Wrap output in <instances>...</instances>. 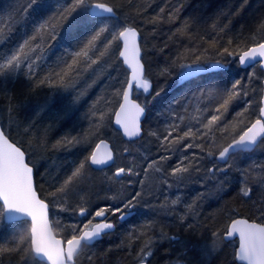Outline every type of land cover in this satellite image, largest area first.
Returning a JSON list of instances; mask_svg holds the SVG:
<instances>
[{"label": "snow or ice", "instance_id": "obj_1", "mask_svg": "<svg viewBox=\"0 0 264 264\" xmlns=\"http://www.w3.org/2000/svg\"><path fill=\"white\" fill-rule=\"evenodd\" d=\"M182 7L183 4L169 13V19H173L174 13H178ZM160 12L163 13L164 9L161 8ZM162 19L163 16L155 17L152 22ZM196 23H199V20L192 18L191 24ZM189 26V21L186 20L185 28ZM212 28L213 30L218 28L219 33H223L227 25L220 26L214 21ZM17 30H20V35L13 48L8 50L0 48V90H14L18 73L26 68L27 71L23 74L30 83L24 94L25 99L30 101L42 86L49 88L51 91L45 94L42 100H37V108L50 114L53 126L72 123L79 110L77 106L84 96V92L77 89L78 78L82 72L93 69V66L102 61L107 63L106 57L109 56H116L117 60L130 70L122 86L115 89L114 95L119 97L120 102L118 108L112 112L115 124L122 128L125 136L129 138L139 136L140 118L144 116L148 105L163 102L162 94H165V87L155 89L146 75L141 56L139 30L132 24L119 22L117 7L113 0H26L19 8L9 11L6 18L0 11V45L11 40ZM257 31L264 33V22L259 25ZM180 32L181 29H177V33ZM211 47L216 49V56L220 58H206L205 53L208 49H204L203 52L188 49L194 58L189 63L179 64L174 84L179 87L191 85L188 91L197 101L207 99L211 103L219 99L220 102L208 108L209 115L204 120H197L198 127L194 129L183 126L181 122L185 117L171 111L173 104L180 105V101L174 99L169 105L173 122L168 124L164 134L156 131L149 133L160 142V149L165 154L149 160L143 168V175L147 176L149 170L154 169L161 174L162 183L168 187L173 183L182 184L193 172L199 173L203 153L223 165L221 167L218 163H213L212 167L206 170L210 179L213 177L217 179L223 191L228 183V170L232 167L229 163L230 157L237 152L254 151L264 143V95L260 98L256 118L247 124L241 121L243 126L238 132L235 126L229 131V125L226 123L230 106L234 101L249 95L252 80H258L260 89L264 92V35L259 39L253 35L243 46L229 38L226 46L217 47V41L213 39ZM57 51L61 54L56 56L50 70L43 76H38L37 69L40 63L42 61L46 63L47 58L55 55ZM227 57H233L242 67L259 64L261 75L253 71L249 73L247 81L243 77L234 78ZM118 67L119 65H116V68ZM170 74L167 69L161 72V75ZM205 76L209 78L202 80ZM134 87L148 94L144 103H137L131 99ZM245 103L251 106V101ZM246 111L247 107L243 112L237 113V117ZM89 113L95 117L93 127L99 132L106 113L97 112L95 102L90 106ZM217 132L221 133L227 143L226 146L214 151L212 144ZM86 143L87 137L68 132L55 146L70 149ZM101 145L107 149V145L101 141L82 159L73 161L70 171L49 193L53 199L58 196L67 198L70 193L84 192L92 166H98L99 170V166H108L109 162L115 163L111 151L100 153ZM176 145L182 146L184 154L174 167L165 170L162 164L171 158L173 147ZM191 149H199V153L193 151L189 158L188 152ZM124 151L128 152V149ZM257 168L264 173V165H257ZM34 169L35 165L28 159L26 150L0 128V231H3L7 224L22 221L30 223V229H24L18 235H13L12 239L0 243V264H31L32 261L39 264H76L77 257L84 254L85 250L103 235L116 228L112 217L121 222L126 221L136 214L138 205L148 195L143 191L144 179H140L135 183H138L142 190L120 198L106 197L114 201L111 204H97L93 207L90 198L80 195L74 205L61 207L62 211H71L80 218L79 223L69 226L70 235L65 248L63 242L52 235L53 222L49 219V203L38 193ZM218 173L220 175H217ZM132 176H141L134 161L116 167L106 180L120 182L123 177ZM132 183L134 182L129 179L128 184ZM259 183L264 185V175L260 176ZM240 194L244 198L252 199L253 186L247 180L241 187ZM178 202L179 197L172 200L171 204L176 205ZM257 203L259 216L256 219H230V223L222 230L211 233V246L181 240L180 237L169 239L182 244L186 253L199 251L201 255L208 256L214 252H222L224 245L233 243L238 237L239 243L232 253V259L230 262L225 261V264H264V193H261ZM160 207L164 209L165 205L162 204ZM195 207L194 200L192 204L187 205L188 212H194ZM185 219L186 216L180 217L182 223ZM55 223L59 224L58 221ZM146 227L151 230L154 225L149 222ZM188 228L192 230L194 226L190 224ZM140 235L147 233L141 232ZM152 242L153 237H149L140 249L137 254L138 264H148V257L152 255ZM88 259L91 261L92 257L88 256ZM177 264L190 262L178 259Z\"/></svg>", "mask_w": 264, "mask_h": 264}, {"label": "rangeland", "instance_id": "obj_2", "mask_svg": "<svg viewBox=\"0 0 264 264\" xmlns=\"http://www.w3.org/2000/svg\"><path fill=\"white\" fill-rule=\"evenodd\" d=\"M182 9V13L184 14L187 6L184 5ZM125 19L122 16L119 22L122 23ZM141 48L144 54L142 59L147 64L149 60L147 56L149 49ZM58 55L60 54L49 56L47 63L50 61L53 65ZM193 58L190 57L187 60H192ZM106 59L107 63L102 61L100 64L93 66V69L83 72L84 74L82 75H90L89 78L91 80L93 79L92 81L83 85L80 81L81 76L78 78L77 89L83 91L84 96L81 103L77 106L79 110L70 124H56L53 126L50 114L38 110L37 100H42L44 95L50 91L43 94L40 98H37V100L31 98L29 101L24 98L22 104L15 106V108L0 106V122L2 123L3 129L14 141L26 150L28 159L35 165L36 182L40 193L51 208L55 233L57 232L60 236L65 237L63 239L66 241L70 235L69 226L73 223L80 222V218L75 216L71 211L61 210V207L74 205L80 195H85L90 198L93 207L97 204H111L114 201L106 199V197L116 196L120 198L134 191H140L142 190L141 186L135 182L144 179L143 191L148 193V195L138 205L136 214L126 221L121 222L116 217H112V220L116 223V228L114 232L105 236L102 242L105 250L123 252L130 259L129 264H138L137 254L148 238L153 237L151 244L152 255L148 257V264H156V260L160 258L164 261L163 264H177L178 259H183V261L190 262V264H213L214 259L221 252H214L208 256L201 255L199 251L186 253L182 244L173 242L169 237H180L181 240H191L193 242H199L200 244L206 243L211 246V233L201 235L200 232L204 233V228H202L204 225H201L199 221L202 219L209 220L211 216L206 214V212L210 210V207L224 199L230 191L236 190L240 192L246 180L253 186L252 196L259 199L261 193H264V185L259 183V178L264 173L260 172L257 165H264V149L260 148L258 153L251 157L239 156L238 153V155L230 158L229 163H231L232 167L228 170V183L224 186L225 190L223 191L220 189L216 178L213 177L210 179L208 177L206 170L212 167L213 161L210 162L212 159L206 157L203 153H201V156L204 157L200 163L201 171L199 173L193 172L190 177L184 179L182 184L177 185L173 183L171 187L164 185L161 180V174L155 172L154 169L149 170L148 175L144 176L143 168L146 167L147 162L157 158L158 155L165 154L160 149V142L156 137L149 135V133L156 131L157 127L159 131L156 132L164 134L168 124L173 122L172 116L170 119H164L160 115L161 112L158 107L160 102L152 103L156 109L158 107L156 115L154 116L156 117L155 125H152L153 127H146V133L141 140L127 144L121 135L110 125L114 116L112 112L118 108L120 102L119 97L114 95L115 89L122 86L123 81L128 76V72L125 70L126 73L124 72L123 75H118V72L114 69L115 61H117L116 56H112L110 58L111 60L109 57H106ZM181 63H185V59L181 62H176V64L173 61V67L167 68L168 72L171 73L170 75H161L162 68L157 67L155 64H150V66L148 64L150 75H147L148 68L146 69V75L153 83L157 84V88H167L174 84V78L179 71V64ZM40 65L46 66L44 61ZM23 70L24 72L27 71L26 68ZM104 73H107L106 79H104V76H101ZM113 82L116 83L115 86ZM257 92L258 89L256 90ZM135 98L140 103H144L145 101V96L139 92L135 93ZM239 100H236V102H239ZM243 100L251 101V106L249 107L244 103L243 108L245 109L247 107V111L244 112L242 117L247 114L251 107L257 105V96L252 97L250 93ZM94 102L97 112L103 111L106 113L99 132H96L93 127L95 117H92L89 113V108ZM188 106L186 104L178 107V110L172 109V112H176L185 117L181 122L183 126L193 127L195 129V127H198L197 120L202 119L198 116V108L194 107L195 109L187 112L186 109ZM196 107L199 106L196 105ZM14 110L20 115L16 116ZM237 113L239 112L227 113L226 123L229 125V131L235 126L238 132L243 124H247L250 121L249 118L242 119L241 116L237 117ZM255 118L256 116L253 120ZM241 121L243 124H241ZM73 124L75 125L74 128ZM68 132H71L72 135L87 137V143L70 149L55 146L56 142ZM218 135L222 136L221 133L217 132L216 136ZM222 139L225 138L223 137ZM101 140H106L111 144L115 154L114 165L109 169L97 171V174L92 169L89 173V181L84 192L78 194L70 193L67 198L58 196L53 199L49 193L54 190V186H57L58 182L62 181L64 176L70 171L73 161H78L84 155H87L88 152L93 151ZM214 146L216 148L217 143L212 145L213 148ZM124 149H128V152H125ZM193 151L199 153V149H191L188 152L189 158H191V152ZM183 154L182 146H174L171 158L164 162L162 167L165 170H170L176 165L177 160ZM131 161L135 162L137 171L141 172V176L123 177L120 182L106 180V177L111 176L116 167L125 166ZM218 166L222 167L223 165L219 164ZM217 175L220 174L218 173ZM129 179L134 183L129 185ZM109 188L111 191H109ZM201 193L203 194L202 197L200 196ZM177 197H179V202L176 205H172L171 201L177 199ZM194 200L196 201L195 211L189 213L187 205L192 204ZM162 204L165 205L164 209L160 207ZM181 216H186L183 223L180 220ZM225 218L226 225L224 227L230 223V219L233 217L230 213L226 212ZM56 221L59 222L58 225L55 223ZM149 222L154 225L151 230L146 227ZM190 224L194 226V229L190 230L188 228ZM141 232H146L147 235L142 236L140 235ZM217 247L219 248L220 245L218 244ZM88 256L92 257L91 261H89ZM94 257V254L92 255L86 249L84 254L77 257L76 264L91 263ZM100 259L104 260L103 258Z\"/></svg>", "mask_w": 264, "mask_h": 264}, {"label": "trees", "instance_id": "obj_3", "mask_svg": "<svg viewBox=\"0 0 264 264\" xmlns=\"http://www.w3.org/2000/svg\"><path fill=\"white\" fill-rule=\"evenodd\" d=\"M25 2L26 0H0V11H2V14L6 18L9 11L13 8H19ZM113 2L117 7V16L119 17V21L123 16V18L125 17V20L127 21L124 20L122 23L127 22L135 26L141 34V47L149 49V55L147 54L149 57L148 63L146 64L143 61L145 68H148L147 75H150V68L148 67V64L149 66L150 64H155L157 67L165 70L173 67V61L174 64L178 61L181 62L183 59H185V63L191 62V60H187L190 57H193L192 53L187 51L188 49H192L194 51L199 50L200 52H203L204 49H208V52L205 53L206 58H220L216 56V49L211 47L213 39L217 41V47L222 45L226 46L229 38L243 46L245 43L250 41L253 35H256L257 39H259L261 35H264V33L257 31L259 25L264 22V0H113ZM181 4H183V6H187L184 14L182 13L183 9L181 8L178 13H174L173 19H169V13L173 12L175 8L180 7ZM161 8L164 9L163 13L160 12ZM159 16H163V19L157 20L153 23V19ZM192 18H197L199 23L191 24ZM29 19H31V17H29ZM186 20L189 21L190 25L187 28H185ZM214 21L220 26L227 25L225 32L219 33L218 28L213 30L212 24ZM177 29H181V32L177 33ZM19 35L20 30H17L11 40L4 45H0V48L4 50L13 48L14 44L18 42ZM53 48H55V43H53ZM57 54L61 53L57 51L55 55ZM110 58H112V56H109V59ZM226 59L230 61V67L234 78L243 77L244 80L247 81L249 73L253 71H255L257 75H261V71L258 66L242 69L233 57H227ZM51 63L52 62L49 61L48 63H45L46 66L40 65L37 69L38 76L46 74L52 66ZM115 63V66L119 64V70L118 68L116 70V67L114 66L115 71L118 72V75H123L125 69L123 68L122 63L118 60L115 61ZM23 73L24 70L18 73V80L14 90H0V106L15 108V106L22 104L23 99L25 98L24 94L27 91V85L30 83ZM82 74L84 73L82 72ZM82 74L80 81L83 85L93 80L89 78L90 75L84 76ZM101 76H104V79H106L107 73H104ZM208 78V76H205L202 77V80H207ZM113 83L115 86L116 83ZM153 86L155 89H158L156 83H153ZM190 87L191 85L179 87L178 85L172 84L171 86L165 88V94H162L163 102H160V105L158 106L161 112L160 115H162L164 119H170L171 112L169 111V105L174 99L179 100L180 105L173 104L171 111L172 109L178 110V107L188 104L189 106L186 111L188 112L192 109L198 108V116L202 120L209 115L208 108L220 102L219 99L213 100L211 103L207 99L197 101L195 97L192 96L191 92L188 91ZM257 89L258 92L256 93ZM49 91H51L49 88L42 86L37 90L38 94L32 96L31 98L37 100V98H40L43 94ZM250 93L252 97L257 96V105L251 107L247 114L241 117L242 119L249 118L251 121L258 114L259 101L262 96L258 80L254 79L251 81L249 85V94ZM9 97H11V99H9ZM185 97L187 99H185ZM148 99H151V97H148ZM188 101H191V103ZM244 103L245 101L243 99H240L239 102L234 101L228 112H242L244 109ZM151 105L153 104H149L148 109L146 110L147 115L144 121L142 138L146 133V127H153L152 125H155L156 117L154 116L156 115L158 107L156 109L154 105ZM196 105L199 107H196ZM15 111L16 110H14V112ZM20 112L22 113V111ZM15 113L16 116L20 115L18 112ZM110 126L113 127V119ZM158 129L159 128L156 127V131H159ZM222 138L223 136L219 135L215 137V141L212 145L217 143V146L216 148L215 146L214 148L212 147L214 151H216L219 147L224 145L226 146L227 140ZM10 139L13 140L12 137H10ZM126 143L132 144L133 142ZM149 144L151 145V143ZM260 148L264 149V143H261L253 152L239 153V156L251 157L252 155H256ZM212 161L213 163H218L214 160H211L210 162ZM96 172L97 171L94 173ZM35 180L37 181L36 178ZM36 187H38V184ZM37 190L41 198L45 199L40 193L39 187ZM257 201L258 198L255 196H252V199L249 200L242 197L240 192L236 190L230 191L224 199L216 205H212L213 207L211 206L210 210L206 212V214L211 216L209 220L202 219L199 221L201 225H204L202 226V228H204V233L200 232L201 235H207L217 229L221 230L224 228V225H226V212L230 213L233 218H249L250 220L256 219L259 216V213L257 212L259 204ZM233 210H235L234 215ZM24 229H30V224L26 222L7 224L5 229L0 231V243L12 239L13 235H18ZM56 234L60 238H65L60 236L57 232ZM104 238L88 248V251H90L92 255L94 254L95 257L91 263L88 262L87 264H129L130 259L125 253L114 250H105L102 243ZM236 246V241L224 245L223 252H221L218 257L214 259L213 264H225V261L230 262L232 259V253ZM100 258H103L104 260ZM163 262L162 258L156 260V264H163ZM31 263L39 264V262L36 261H32Z\"/></svg>", "mask_w": 264, "mask_h": 264}, {"label": "water", "instance_id": "obj_4", "mask_svg": "<svg viewBox=\"0 0 264 264\" xmlns=\"http://www.w3.org/2000/svg\"><path fill=\"white\" fill-rule=\"evenodd\" d=\"M139 43H140V45H141V34H140V32H139ZM141 56H142V58H143V52H141ZM142 62H143V59H142ZM144 63V62H143ZM123 65V64H122ZM258 67H259V69H260V65L259 64H256ZM256 65H254V66H256ZM123 67H124V69L128 72V75L130 74V70H127L126 69V66H124L123 65ZM242 69H248V68H251V67H242V66H240ZM146 69V68H145ZM260 71H261V69H260ZM136 92H139V93H142L144 96H147L148 94H146V93H144L142 90H139V89H136L135 87L133 88V91H132V94H131V99H133V100H135L137 103H139L136 99H135V93ZM262 95H264V92H262ZM146 113L147 112H145V114H144V116H142L141 118H140V127H141V132H140V135L139 136H137V137H131V138H129V137H127V136H125L124 134H123V130H122V128L119 126V125H116L115 124V117L113 116V128L121 135V137H122V139L125 141V142H134V141H137V140H139V139H141L142 138V136H143V122H144V120H145V118H146ZM0 128H3L2 127V125H1V123H0ZM101 141H103L104 142V144H106L107 145V149H105V147H104V145H101V147H100V153L101 154H103L106 150H109V151H111L112 153H113V155H114V157H115V154H114V152H113V150H112V147H111V144L108 142V141H106V140H101ZM101 141L98 143V144H100L101 143ZM95 148H96V146H95ZM94 148V149H95ZM257 148V147H256ZM255 148V149H256ZM251 152H253V151H251ZM238 153H240V152H237V153H235L234 155H236V154H238ZM247 153H249V152H247ZM234 155H232V156H234ZM231 156V157H232ZM230 157V158H231ZM114 165V163H112V162H109V165L108 166H99V170H98V166H92V169L93 170H96V171H103V170H106V169H109V168H111L112 166ZM222 165V164H221ZM35 183H36V180H35ZM49 219H50V221L52 222V219H51V212H50V206H49ZM23 222V221H22ZM18 223H20V222H18ZM13 224H17V223H13ZM30 224V223H29ZM115 230V229H114ZM114 230H112L111 232H109V233H112V232H114ZM52 235L54 236V238L55 239H60L62 242H63V246L66 248L67 247V244H66V242L63 240V239H61L60 237H58L57 235H56V233H55V230H54V225H53V223H52ZM104 236V235H103ZM103 236L101 237V238H99L95 243H97L98 241H100L102 238H103ZM235 241H237V246H238V243H239V240H238V237H236L235 238ZM94 243V244H95Z\"/></svg>", "mask_w": 264, "mask_h": 264}]
</instances>
